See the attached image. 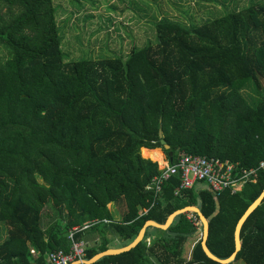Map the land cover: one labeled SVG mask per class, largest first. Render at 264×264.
<instances>
[{"label":"trees","instance_id":"1","mask_svg":"<svg viewBox=\"0 0 264 264\" xmlns=\"http://www.w3.org/2000/svg\"><path fill=\"white\" fill-rule=\"evenodd\" d=\"M55 15L53 0H0V225L7 227L0 264H47L49 253L70 250L65 234L73 228L75 240L100 234L86 245L89 260L108 249L106 231L126 246L147 221L164 224L191 206L208 220L210 252L229 258L237 222L264 189V171L217 201L199 184L176 195L178 175L156 199L146 187L160 174L152 159L159 148L170 164L199 155L251 169L264 160V2L199 26L161 19L155 43L97 61H65ZM249 87L251 102L243 95ZM111 203L124 207L119 222ZM47 206L55 221L43 229ZM141 208L148 213L139 216ZM188 214L166 230L148 227L134 248L93 264H219L201 236L194 240ZM240 240L234 261L264 264V199Z\"/></svg>","mask_w":264,"mask_h":264},{"label":"rangeland","instance_id":"2","mask_svg":"<svg viewBox=\"0 0 264 264\" xmlns=\"http://www.w3.org/2000/svg\"><path fill=\"white\" fill-rule=\"evenodd\" d=\"M258 1L264 2V0H53V5L56 9V23L62 39L61 49L65 54V61L74 62L83 58L94 61L115 57L125 59L132 49H140L149 43H155V23L164 18L185 26H199L225 12L240 10ZM243 95L248 102L254 99L250 87L243 90ZM159 149L162 153L158 159L150 156L145 149H141L142 155L156 160L158 168L163 162H168L165 152ZM54 217L53 209L47 206L43 210L42 225L47 226ZM199 230L201 234L198 235L202 237L201 226ZM6 232L7 227L0 225V241L7 237ZM91 232L86 231L85 235ZM190 244L186 245V251L190 250ZM233 264L245 263L238 259Z\"/></svg>","mask_w":264,"mask_h":264},{"label":"built area","instance_id":"3","mask_svg":"<svg viewBox=\"0 0 264 264\" xmlns=\"http://www.w3.org/2000/svg\"><path fill=\"white\" fill-rule=\"evenodd\" d=\"M158 169L160 174L146 187V190L154 193L155 199L160 195L164 182L169 177L178 175L180 186L175 192L176 195L179 194L180 190H188L196 184H204L217 201L219 194L225 190L235 194L240 192L245 184L254 183L256 173L264 171V160L260 161L256 168L244 169L240 168L238 163L223 161L213 156L184 155L175 164L166 162ZM155 203L154 200L150 208ZM148 211L149 208H141L138 215L144 216ZM188 219L197 227L199 232L196 233H200L199 227L202 226L200 219L190 213ZM103 222L108 223L109 221L104 220ZM77 231L78 228H73L67 233L72 243L70 250L68 252L56 250L49 253L47 264H71L77 260H84L86 245L84 242L73 238ZM147 242L149 243V239H147ZM31 253H34V251L32 250Z\"/></svg>","mask_w":264,"mask_h":264},{"label":"water","instance_id":"4","mask_svg":"<svg viewBox=\"0 0 264 264\" xmlns=\"http://www.w3.org/2000/svg\"><path fill=\"white\" fill-rule=\"evenodd\" d=\"M160 137H161V144L163 145L164 149L168 150L169 145H167V143L163 139V135L161 132H160ZM169 156H171V153H169ZM145 159H147V158H145ZM263 199H264V189H263L262 193L260 194V196L247 208V210L244 212V214L241 216V218L237 222L236 227H235V231H234L235 251L227 259H224V260L219 259L218 257L214 256L210 252V250L208 249V247L206 245V241H207L208 233H209L208 220L202 215V213L200 212V210L197 207L191 206V207H186V208H183L181 210L175 211L174 213H172L167 218V220L164 224H158L154 221H147L144 224V226L141 228V230L139 231L137 237L131 243H129L128 245H126L122 248H108L106 251H103V252L96 254L95 256H93L89 260H77V261L72 262L71 264H93V263L97 262L98 260H100L104 257L115 256V255H119L123 252H127V251L131 250L132 248H134L137 244H139L143 240V238L145 236L146 229L148 227L166 230L172 224V222L176 216H178L180 214H184V213H195L198 215L200 222H201V225H202L201 247H202L204 253L206 254V256L209 259H211V260H213L219 264H230V263L234 262L237 253L241 249L240 232H241V228H242L243 224L245 223L247 218L255 211V209L261 204ZM65 236H67V234H65Z\"/></svg>","mask_w":264,"mask_h":264},{"label":"crops","instance_id":"5","mask_svg":"<svg viewBox=\"0 0 264 264\" xmlns=\"http://www.w3.org/2000/svg\"><path fill=\"white\" fill-rule=\"evenodd\" d=\"M201 189H205L207 188L204 184H199L198 186ZM113 220L116 222L121 221L122 219V215L124 212V207L123 209L120 208L116 203H111L109 205ZM55 221V217L54 219H52L47 226H43V229H46L49 225H51L53 222ZM107 224V223H106ZM199 232V231H197ZM7 234V232H6ZM196 237H194V240H196L198 238V235L196 233L195 235ZM106 237L108 239L109 245L108 248H122L124 247V242L119 240V238L117 236H115L114 234H112L111 232H107L106 231ZM100 234L98 232H91V233H87L84 237L81 238V241L85 243V245L87 246H91L94 245L95 243L99 242L100 240ZM3 241V240H2ZM1 242V241H0ZM195 242V241H194ZM190 248H192V246L190 245Z\"/></svg>","mask_w":264,"mask_h":264},{"label":"bare ground","instance_id":"6","mask_svg":"<svg viewBox=\"0 0 264 264\" xmlns=\"http://www.w3.org/2000/svg\"><path fill=\"white\" fill-rule=\"evenodd\" d=\"M160 156H161V155H159V157H160ZM165 164H166V162H163V163H162V165H165Z\"/></svg>","mask_w":264,"mask_h":264}]
</instances>
